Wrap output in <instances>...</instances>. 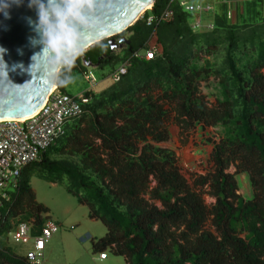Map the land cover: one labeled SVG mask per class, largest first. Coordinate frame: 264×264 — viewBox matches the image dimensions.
I'll list each match as a JSON object with an SVG mask.
<instances>
[{
    "label": "trees",
    "instance_id": "16d2710c",
    "mask_svg": "<svg viewBox=\"0 0 264 264\" xmlns=\"http://www.w3.org/2000/svg\"><path fill=\"white\" fill-rule=\"evenodd\" d=\"M165 11L172 14L162 19ZM190 16L179 0H155L122 32L125 46L111 62L99 58L102 52L110 56L109 38L65 61L57 78L61 91L70 73L91 70L88 59L99 66L117 60L121 65L133 51L157 48L152 59L133 57L118 80L111 76L113 66L108 88L85 90L90 101L82 105L81 116L66 122L64 134L22 169L10 200L0 206V264H28L4 244L19 222L31 221L32 235L50 221L58 226L36 200L30 183L36 173L53 183L67 177L68 191L88 205L89 217L107 226L94 251L110 246L127 264H264V37L255 44L253 35L255 55L238 65L239 34L229 30L223 42L221 33L211 38L196 33ZM153 37L157 45L149 44ZM180 42L186 51L177 48ZM224 44L228 70L214 73H222L220 88L209 105L199 84L210 68L199 65L197 57ZM171 111L183 128L222 126L213 144V166L196 175L193 186L180 173L175 153L158 144L167 139ZM231 165L249 175L250 195L238 193L236 176L227 170ZM206 192L215 198L210 206Z\"/></svg>",
    "mask_w": 264,
    "mask_h": 264
},
{
    "label": "rangeland",
    "instance_id": "374dc122",
    "mask_svg": "<svg viewBox=\"0 0 264 264\" xmlns=\"http://www.w3.org/2000/svg\"><path fill=\"white\" fill-rule=\"evenodd\" d=\"M183 1H186L187 4L193 5H197L201 2V0ZM189 13L191 15L192 13L197 15L198 12ZM190 17L192 19V16ZM263 23V19H257L254 22V32L252 33L249 29L244 31V28H242L243 32L241 29H238L239 32H233L234 34L238 33L239 39L243 41L235 52L238 65H242L246 62V55L249 57L255 55V48H253L252 39L253 35H255L256 38L253 39V43L256 44L259 38L264 37ZM200 25L202 24L200 23ZM213 25V27H209V30H207V35H209L210 38L213 36L214 32L220 33L223 31V28H220L222 26ZM199 29L205 30L201 27ZM194 31L200 33L195 28ZM220 35L224 39L223 42L228 41L224 35ZM202 40L203 39L200 38L198 43ZM149 44L157 45L156 38H151ZM177 48H181L182 50V48H184V43L182 42L181 44H178ZM191 48H193V46ZM226 49L227 44L220 45L216 47L211 54H201L197 57L199 65L210 68L211 74L206 80H202L199 84V91L209 105L216 102V96L218 94V89L220 88L222 73H214L216 71L222 72L228 70V65L225 60ZM182 51H186L185 48ZM79 53L80 52H76L69 55L65 61L73 60ZM193 59L194 58H192V60ZM239 59H241V61ZM65 61L62 63V66ZM120 63L121 60H117L112 64L107 63L103 66H91L90 69L96 76V82L93 84H90L85 78L84 72L77 69L65 78L62 91L70 95H77L87 89L99 93L114 83L109 74L111 68L113 66L117 68L120 66ZM262 72L264 73V68L262 69ZM165 107L166 109H170L169 105H166ZM169 116L170 118L166 122L167 139L158 144L171 149L175 153L180 173L186 181L193 186V181L196 175L206 174L213 166V144L220 140L222 136V126L203 125V123H199L183 128L179 122L175 120L176 116L173 111L170 112ZM186 151L190 158H185ZM53 158H56V155H53ZM227 170L236 176L239 184L238 193L244 196L250 195L252 187L249 175L246 172L237 173L238 171L234 165H231ZM30 183L35 191L36 200L47 206L49 209L46 214L49 216L47 220H52L57 223L59 227L45 243L42 250L43 256L38 264H127L125 256L115 253L110 246H107V248L104 249L107 253L105 259L99 258L100 251H94V244L97 240L106 235L108 230L107 226L100 219L89 217L88 205L80 203L77 196L68 191L67 187L70 182L67 177L64 176L62 181L53 183L39 177L36 173L31 176ZM150 185H155V182H151ZM197 190L200 191L198 188ZM206 190H209V188L207 187ZM80 192H82V190ZM145 198L150 199L148 194H145ZM203 198L205 204L209 206L215 201V198L207 192L203 194ZM151 201L161 206L159 200L151 199ZM4 244L14 254L20 257H25L27 253L34 248L33 240L18 242L10 235L4 238Z\"/></svg>",
    "mask_w": 264,
    "mask_h": 264
},
{
    "label": "water",
    "instance_id": "95a60500",
    "mask_svg": "<svg viewBox=\"0 0 264 264\" xmlns=\"http://www.w3.org/2000/svg\"><path fill=\"white\" fill-rule=\"evenodd\" d=\"M154 2L75 0L67 26L61 18L63 40H52L53 51L44 50L47 38L38 27V10L31 0H0V48L5 49L0 54V119L30 116L38 111L72 52H81L108 38L113 45L115 39L111 37L126 30ZM57 19L50 16L53 23Z\"/></svg>",
    "mask_w": 264,
    "mask_h": 264
},
{
    "label": "built area",
    "instance_id": "2783aa9c",
    "mask_svg": "<svg viewBox=\"0 0 264 264\" xmlns=\"http://www.w3.org/2000/svg\"><path fill=\"white\" fill-rule=\"evenodd\" d=\"M180 5L187 12H200L204 9L202 5L187 4L183 0L180 1ZM207 8L210 9V6ZM171 14V11H165L162 19ZM190 25L196 30L201 27L199 20L193 21ZM156 49V46H151L145 51L140 49L133 51L132 55L112 73L113 80H118L120 75L127 72L133 57L152 59ZM84 75L90 84L96 82L93 71L87 70ZM89 101L90 96H87L85 92L71 96L61 91L57 83L34 114L22 120L20 118L0 119V206L10 200L11 191L16 189L22 169L28 163L38 159L41 151L64 134L66 122L81 116L82 105ZM1 217L0 210V219ZM31 226V221L19 222L9 231V235L18 242L33 240V250L29 251L23 259L28 264H38L43 256L42 250L45 243L58 227L50 221L42 228L40 234L32 235ZM106 257L105 251L99 253L100 259Z\"/></svg>",
    "mask_w": 264,
    "mask_h": 264
},
{
    "label": "crops",
    "instance_id": "0c3cea01",
    "mask_svg": "<svg viewBox=\"0 0 264 264\" xmlns=\"http://www.w3.org/2000/svg\"><path fill=\"white\" fill-rule=\"evenodd\" d=\"M199 5L204 9L197 15L192 13L189 23L199 20L201 28L205 29L197 30L201 33H207L213 24L222 26L220 28H223V31L220 33L224 36L229 30L239 32L238 29H241L243 32L242 28L244 31L249 29L252 33L254 22L257 19L264 20V0H201ZM209 6L210 9L207 8Z\"/></svg>",
    "mask_w": 264,
    "mask_h": 264
},
{
    "label": "clouds",
    "instance_id": "9594fccd",
    "mask_svg": "<svg viewBox=\"0 0 264 264\" xmlns=\"http://www.w3.org/2000/svg\"><path fill=\"white\" fill-rule=\"evenodd\" d=\"M74 2L75 0H31V4L35 5L38 10V27L43 29V35L47 38V47H45L44 50L47 48L48 50L51 49L55 51V49L52 48V40L57 38L63 40L64 30L61 27V18H64L63 23L67 26V22L71 18L69 9L72 7V3ZM50 16L58 18L55 23L50 21ZM4 51L5 49L0 48V54ZM35 57L36 56L33 57L34 60Z\"/></svg>",
    "mask_w": 264,
    "mask_h": 264
},
{
    "label": "flooded vegetation",
    "instance_id": "af4514ba",
    "mask_svg": "<svg viewBox=\"0 0 264 264\" xmlns=\"http://www.w3.org/2000/svg\"><path fill=\"white\" fill-rule=\"evenodd\" d=\"M121 34L122 33L117 34L114 37H111V38L115 39V42H113V45H111L110 42H109V45L111 46V50H110L111 54L109 56L108 54H106V52H102V55H100V57H99L101 61L108 59L109 62H111L112 61L111 56L115 55L117 52H119L125 46L126 38H125V35L123 36ZM92 52L94 53V55H96V53L98 52V49H97V51L94 50ZM103 58H105V59H103ZM86 62H87L86 64H88V66H98V65H100V61L92 62L90 59H88V61H86Z\"/></svg>",
    "mask_w": 264,
    "mask_h": 264
},
{
    "label": "bare ground",
    "instance_id": "6f19581e",
    "mask_svg": "<svg viewBox=\"0 0 264 264\" xmlns=\"http://www.w3.org/2000/svg\"><path fill=\"white\" fill-rule=\"evenodd\" d=\"M152 6V4H149L148 6H146V8H150ZM147 10V9H146ZM76 52H78V51H76ZM75 51L74 52H72L71 54H74V53H76ZM70 54V55H71ZM56 84H57V82H54V84H53V86H52V89L56 86ZM27 116H24V117H20V119L22 120V119H24V118H26ZM187 157H189V154H187V151L185 152V158H187ZM190 158V157H189ZM188 158V159H189Z\"/></svg>",
    "mask_w": 264,
    "mask_h": 264
}]
</instances>
